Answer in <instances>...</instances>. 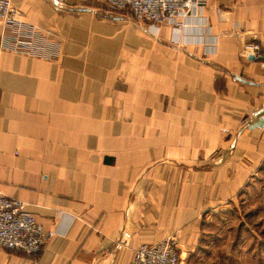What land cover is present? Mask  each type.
<instances>
[{
	"label": "crops",
	"instance_id": "0c3cea01",
	"mask_svg": "<svg viewBox=\"0 0 264 264\" xmlns=\"http://www.w3.org/2000/svg\"><path fill=\"white\" fill-rule=\"evenodd\" d=\"M10 1L50 51L3 50L0 28V192L56 235L0 264H131L168 237L204 262L209 219L264 164V1L206 0L199 27L158 36L93 3Z\"/></svg>",
	"mask_w": 264,
	"mask_h": 264
},
{
	"label": "built area",
	"instance_id": "2783aa9c",
	"mask_svg": "<svg viewBox=\"0 0 264 264\" xmlns=\"http://www.w3.org/2000/svg\"><path fill=\"white\" fill-rule=\"evenodd\" d=\"M206 0H80V9L87 4H97L107 13L129 14L136 21L145 22L151 35L158 36L162 26L168 25L176 35L187 28L199 27ZM264 1V0H259ZM54 8L61 10L59 4ZM1 49L18 54L34 55L41 45L49 46V40L35 27L21 20L18 10L10 0H0ZM45 50L50 51V46ZM57 55V47L51 45ZM246 51L253 56L261 55L257 44L249 45ZM49 56V55H47ZM56 235L46 231L28 210V205L0 192V250L21 252L24 255L39 253ZM131 264H181L177 243L168 237L153 245L133 246Z\"/></svg>",
	"mask_w": 264,
	"mask_h": 264
},
{
	"label": "rangeland",
	"instance_id": "374dc122",
	"mask_svg": "<svg viewBox=\"0 0 264 264\" xmlns=\"http://www.w3.org/2000/svg\"><path fill=\"white\" fill-rule=\"evenodd\" d=\"M209 223L201 264H264V164Z\"/></svg>",
	"mask_w": 264,
	"mask_h": 264
}]
</instances>
